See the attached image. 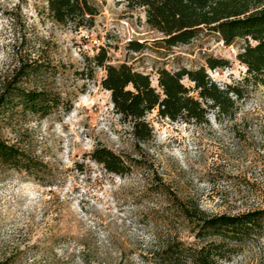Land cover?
Here are the masks:
<instances>
[{
    "label": "rangeland",
    "instance_id": "1",
    "mask_svg": "<svg viewBox=\"0 0 264 264\" xmlns=\"http://www.w3.org/2000/svg\"><path fill=\"white\" fill-rule=\"evenodd\" d=\"M98 3L93 25L75 28L54 21L46 0H0V88L19 62H36L40 71L20 86L59 100L46 115L19 105L0 111V139L45 166L36 174L0 171V259L14 254L21 264H161L159 247L167 241H196L180 205L207 216L264 207V84H245L234 120L210 110L207 122L197 124L153 110L145 117L152 137L138 142L101 85L104 69L91 62L104 47L107 62L149 74L154 86L161 67L200 66L224 85L245 75L236 59L242 42L225 45L217 34L201 31L188 43L166 46L142 9H129L123 0ZM208 57L228 63L210 68ZM98 145L136 157L140 166L123 175L107 171L89 157ZM221 264H264V228Z\"/></svg>",
    "mask_w": 264,
    "mask_h": 264
},
{
    "label": "trees",
    "instance_id": "2",
    "mask_svg": "<svg viewBox=\"0 0 264 264\" xmlns=\"http://www.w3.org/2000/svg\"><path fill=\"white\" fill-rule=\"evenodd\" d=\"M123 1L129 9L144 11L145 21L161 34L160 40L166 46L188 43L201 31L217 34L225 45L240 40L242 44L236 59L245 67L242 80L224 85L212 80L204 66L195 69L182 67L176 71L161 67L156 71L157 86H154L149 74L135 70L125 62H107V52L100 47L91 62L104 69L101 85L110 92L114 110L123 120L130 122V132L136 141L145 142L152 137V126L145 117L153 110L162 118L197 124L207 122L210 110H214L218 118L224 116L234 120L238 113L237 100L243 98L245 84L249 81L264 84V0ZM46 2L54 21L75 28L92 26L99 13L98 0ZM130 47L139 50L140 44L133 42ZM206 63L210 68H216L228 62L223 58L208 57ZM40 66L36 62H19L11 76L3 80L0 111L19 105L24 111L46 115L58 105V98L46 91L26 89L19 84L26 76L38 73ZM183 78L192 85L184 84ZM89 157L107 171L120 175L140 166L138 158L117 153L103 145L94 147ZM44 167L29 152L0 139V171L14 168L36 174ZM166 192L172 199L177 198L173 192ZM180 208L193 224L196 241L185 242L177 238L167 241L159 247L161 256L157 262L161 264H221L230 261L264 228V207L209 216L202 215L195 207L180 205ZM0 264H21V261L9 254L0 259Z\"/></svg>",
    "mask_w": 264,
    "mask_h": 264
}]
</instances>
